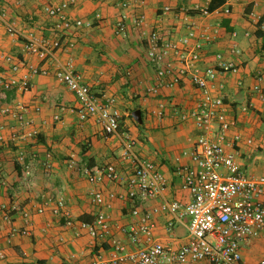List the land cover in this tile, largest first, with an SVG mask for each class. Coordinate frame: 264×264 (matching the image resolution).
<instances>
[{"label": "crops", "instance_id": "crops-1", "mask_svg": "<svg viewBox=\"0 0 264 264\" xmlns=\"http://www.w3.org/2000/svg\"><path fill=\"white\" fill-rule=\"evenodd\" d=\"M50 1L56 0H0V10L5 12V21L13 23L21 33L33 31L39 38H51L56 34L52 30L54 19L46 12ZM121 1L124 0H81L69 8L67 14L72 19H93L99 12L101 20H94L92 28H71L63 33V46L57 54L73 62L75 70L98 98H115V107L121 115L120 130L132 135L136 153L152 161L163 174L165 190L161 197L138 205V215L131 214L132 205L128 200L106 198L108 205L103 210L109 219L110 236L105 239L92 238L85 232L75 235L64 225V218L51 213L50 206L42 214L35 213L43 198L62 196L71 218L91 222L96 207L91 202L90 192L98 189L105 195L125 193L131 166L120 158V140L105 134L93 118L80 120L77 98L53 76L32 75L28 91L9 90L5 97L0 83V106L13 107L19 103L27 108L26 117L31 120L29 126L20 129L13 118L0 114V133L4 137L0 141V207L15 201L30 213L28 235H10V223L0 217V254L3 255L0 264H89L97 254H107L110 238L120 240L132 250L134 246L120 227L137 224L142 214L162 199L189 201L188 191L181 188L178 167L193 164L189 152L201 130L191 119L180 120L178 113L192 108L200 94L187 77L177 85L162 86L156 94L147 93L157 78L147 60L144 36L132 26L133 18L139 14L145 16L142 28L145 34L154 28L164 37L177 38L186 33L189 24L197 31L211 32L217 27L214 40L204 44L201 66L213 64L218 52L240 66L237 73L223 78L224 100L242 136L234 145L236 160L244 173L264 174V97L260 98L251 88L253 76L264 72V0H126L130 4L125 10L128 32L126 36H119L114 33V25L122 11L118 5ZM210 2L216 6L208 16L194 8V5L202 7ZM226 5L229 13L222 11ZM68 42L73 45L69 47ZM22 43L23 39L7 33L0 21V82L11 75L10 65L2 57L4 54L25 64L53 68L51 61H41L23 51ZM232 45L239 48L238 54L231 52ZM238 79L242 80V85L236 84ZM262 89L264 92V80ZM160 104H163V111L159 117L156 111ZM245 105L249 106L247 111L242 110ZM135 110L140 112V122L132 115ZM55 114H59V119H54ZM29 129L35 130L34 136L20 137ZM13 132L20 136L10 139ZM233 133L231 130L229 136ZM246 138L253 142L246 143ZM20 151L26 160L34 161L28 181L22 180L21 165L15 159ZM46 153L52 155L53 168L49 175L42 166ZM72 155L76 158L73 169L66 163ZM104 164L116 167L120 176L117 181L104 179L97 184L90 183L78 171L81 166ZM170 220L173 226L168 233L166 226ZM152 222L155 239L174 248L186 241V215L173 218L157 213L152 215ZM12 224L24 226L19 212L13 213ZM241 253L244 264H259L264 259V237L251 238L242 245Z\"/></svg>", "mask_w": 264, "mask_h": 264}, {"label": "built area", "instance_id": "built-area-1", "mask_svg": "<svg viewBox=\"0 0 264 264\" xmlns=\"http://www.w3.org/2000/svg\"><path fill=\"white\" fill-rule=\"evenodd\" d=\"M33 1V0H30ZM81 0L50 1L46 7L47 15L54 19L52 30L55 36L37 37L33 31L21 33L14 24L5 21V12L0 10V21L5 25L7 33L23 39L22 49L33 54L41 61H51L53 68L49 69L33 64H25L22 60L10 54L2 55L10 67L11 75L1 79L2 95L9 90L18 89L26 92L30 89L32 75H51L58 82L64 84L73 92L79 102L77 115L80 120L93 118L100 124L107 135L116 136L121 143L120 158L128 162L131 172L126 179L125 193L117 194L95 189L90 192L91 202L96 207L91 222L74 220L71 218L64 197L51 196L43 198L42 204L35 209V213L42 214L50 206L54 216L64 218V225L71 228L75 235L83 232L92 238L105 239L110 236V223L103 207L108 200L116 197L128 200L131 205V214L138 215V205L161 197L166 186V179L155 164L140 157L135 151V139L127 131H121L120 112L115 107L114 97L98 98L89 86L83 81L82 75L75 70L69 59H61L58 50L63 46L61 36L71 28H92L94 20H101L97 12L92 19H72L67 10ZM106 1V0H100ZM121 8L115 25L114 33L126 36L128 32L126 9L129 2L124 0L118 3ZM203 16L211 11L206 6L194 5ZM168 10V7L164 8ZM223 13H229L226 5ZM145 16L139 14L132 20V26L140 30L146 44L147 60L155 70L157 82L147 89L148 94H156L162 86H173L187 77L192 85L199 91L200 98L196 104L186 111H180V120H193L201 134L195 141L194 148L189 152L192 165L178 167L181 177V188L188 191L190 199L187 203L178 200L162 201L142 214L137 224L120 227L125 234L132 250L116 238H110V248L107 254L99 253L89 264H196L205 261L208 264H244L241 247L251 238L264 237V174L250 175L242 171L236 160L234 145L242 139L236 130L237 121L230 116L229 105L224 100L223 78L229 74L237 73L240 66L226 60L221 53H216L213 64L201 66L204 44L211 42L217 35V27L211 32L197 31L193 24L187 26V31L180 37H164L160 31L151 29L146 34L142 31ZM67 45L71 47L72 42ZM231 52H240L236 45H232ZM25 70L18 75V73ZM220 78L222 80H220ZM264 72L259 71L253 76L252 90L260 98L264 97L262 82ZM242 85V80L236 81ZM248 105L242 107L247 111ZM163 104H160L156 115L161 116ZM0 114L13 118L20 129L30 125L31 120L26 117L27 108L19 103L13 107L0 106ZM59 119V114L54 115ZM234 133L229 136V132ZM21 135V136H20ZM20 135L13 132L10 139L20 137L30 138L35 135L34 129L24 130ZM4 137L0 133V141ZM251 144V138L245 139ZM21 165L22 180L28 181L32 177L33 159L26 160L22 151L15 157ZM68 168L76 167V158L72 155L67 159ZM45 174L49 175L53 168L52 155L46 153L42 162ZM78 171L90 183H100L104 179L115 182L119 173L113 164L101 166L78 167ZM19 212L24 219V226L12 224V215ZM166 213L173 218L179 215L188 217L187 239L179 247L174 248L157 240L152 235V215ZM0 217L10 223V235H28L30 233V213L22 210L15 201L3 204L0 207ZM173 222L167 223L166 230L172 231ZM3 255L0 254V257ZM264 264V259L259 261Z\"/></svg>", "mask_w": 264, "mask_h": 264}, {"label": "water", "instance_id": "water-1", "mask_svg": "<svg viewBox=\"0 0 264 264\" xmlns=\"http://www.w3.org/2000/svg\"><path fill=\"white\" fill-rule=\"evenodd\" d=\"M132 115H133V117H134L135 120H137L138 122L141 121L139 110H135V111L132 113Z\"/></svg>", "mask_w": 264, "mask_h": 264}, {"label": "trees", "instance_id": "trees-1", "mask_svg": "<svg viewBox=\"0 0 264 264\" xmlns=\"http://www.w3.org/2000/svg\"><path fill=\"white\" fill-rule=\"evenodd\" d=\"M220 2H221V0H220ZM216 5H211V2H210V4L208 5V9L211 11V10H213V8L215 7Z\"/></svg>", "mask_w": 264, "mask_h": 264}]
</instances>
